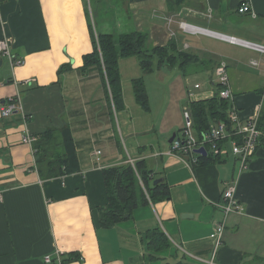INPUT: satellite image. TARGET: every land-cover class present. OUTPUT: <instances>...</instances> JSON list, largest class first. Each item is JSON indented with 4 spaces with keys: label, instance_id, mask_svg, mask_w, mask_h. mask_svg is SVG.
Wrapping results in <instances>:
<instances>
[{
    "label": "crops",
    "instance_id": "crops-1",
    "mask_svg": "<svg viewBox=\"0 0 264 264\" xmlns=\"http://www.w3.org/2000/svg\"><path fill=\"white\" fill-rule=\"evenodd\" d=\"M245 1L251 14L238 12ZM179 22L264 46V0H0V40L7 39L14 59L23 60L11 68L0 56V108L18 96L22 109L0 116V264H46L47 256L52 264H264L261 140L246 170L228 139L218 159L188 167L166 155L169 139L184 127L182 114L164 131L143 122L139 110L133 115L134 109L144 111L132 86L144 77L137 57L118 62L119 112L99 69L81 72L83 57L93 51L91 30L96 39L138 32L147 36V48L172 46L190 55L185 69L174 72L194 80L187 92L197 97L187 101L189 111L192 102L218 93L214 70L224 63L240 121L259 118L264 54L185 33ZM187 102L180 100L181 111ZM48 129L59 131L69 170L42 180L33 148L22 138ZM135 162L150 172V185H168L169 198L148 200L129 219L101 227L98 210L108 202L102 170ZM139 184L144 188L140 178ZM231 185L243 211L229 216L215 250L209 235L223 219L219 205ZM155 229L168 248L149 247Z\"/></svg>",
    "mask_w": 264,
    "mask_h": 264
},
{
    "label": "trees",
    "instance_id": "trees-1",
    "mask_svg": "<svg viewBox=\"0 0 264 264\" xmlns=\"http://www.w3.org/2000/svg\"><path fill=\"white\" fill-rule=\"evenodd\" d=\"M91 36L93 51L83 57L81 72L86 73L90 67L99 69L104 82L109 85L112 103L117 112L124 110L118 68L120 59L137 57L143 74H148L163 65L182 70L184 64L187 63L186 60L190 58V55L176 53L172 46L147 48V36L138 32H131L118 37L98 34L96 39L93 30H91ZM132 86L135 101L143 110L148 111L147 93L143 79L135 80ZM6 102L7 100L4 101V104ZM231 106V102L220 99L218 93L209 100L192 102L190 113L196 132H205L211 124L217 122H225L228 129L231 130L227 117ZM258 130L264 136V105L258 118ZM32 136L35 139L32 148L39 177L42 180H48L68 173L69 168L66 155L62 149L59 131L48 129ZM263 136L260 140L264 145ZM218 158L219 155L214 157L210 154L199 156L197 163L192 165V168L206 165ZM102 175L108 202L98 210V221L101 227H110L129 219L133 210L139 204H147L148 200L161 201L169 198V187L166 183L161 181L157 184H149L150 172L143 162H135L134 166L126 163L104 169ZM138 177L144 183V188L139 184ZM168 246L169 241L160 229H155L149 234V247L151 249L161 250L168 248Z\"/></svg>",
    "mask_w": 264,
    "mask_h": 264
},
{
    "label": "built area",
    "instance_id": "built-area-1",
    "mask_svg": "<svg viewBox=\"0 0 264 264\" xmlns=\"http://www.w3.org/2000/svg\"><path fill=\"white\" fill-rule=\"evenodd\" d=\"M238 12L240 14H251L249 2H243L238 8ZM178 27L180 30L188 34H208L231 44H237L264 54V46L261 45L214 34L184 22H179ZM0 56L9 60L11 68L18 67L23 64V60L14 59L10 43L7 39L0 40ZM214 76L217 78L219 85L218 97L220 99L227 100L228 102H232L233 95L230 88L226 64L220 63L214 70ZM198 88H200V85H195V89ZM21 111V104L17 96L15 98H9L7 102L3 104L0 108V116L7 117L14 112ZM183 120L184 127L182 129L181 136L175 134L176 136L170 144V148L166 155L182 161L188 167H192V165L197 163V158L200 156L194 153L195 150L203 148L207 155L210 154L212 157L218 156L222 151V147H220V145L228 139L230 141L232 155L238 159L241 170H246L250 159L256 152L260 138L263 136V134L258 130L257 116L251 117L250 119L242 122L240 121L233 105L228 111V120L233 125L231 130L228 129V125L225 122H217L211 125L207 131L202 132L200 135H195L193 119L189 110H184ZM34 141V137L27 132L22 138V142L29 146H32ZM99 154V151L96 152V155ZM186 157H188L187 160L185 159ZM219 207L223 219L215 226L214 230L209 235L210 240L214 242L215 250H217L221 245L225 225L229 216L233 214H241L243 211V207L235 198V187L233 185L228 187L222 194V201ZM44 261L46 264H52V260L48 256L45 257Z\"/></svg>",
    "mask_w": 264,
    "mask_h": 264
},
{
    "label": "rangeland",
    "instance_id": "rangeland-1",
    "mask_svg": "<svg viewBox=\"0 0 264 264\" xmlns=\"http://www.w3.org/2000/svg\"><path fill=\"white\" fill-rule=\"evenodd\" d=\"M182 69H185V67ZM178 71L179 69L176 67L162 66L148 74H144L142 78L147 93L149 111L134 109L132 112H134V115L136 110H139L137 111L139 113L138 117L144 116L143 122L154 124L157 131H164L171 125L179 123V114H182L183 117L184 110H188L187 101L197 97L196 93L187 92L188 89L192 91L194 80L180 74L174 75V72ZM200 82L201 84L204 83ZM182 99L187 104L183 106L181 111L179 102ZM23 100L26 101V98ZM139 122L141 123V120ZM181 129L183 128L176 130L178 136H181Z\"/></svg>",
    "mask_w": 264,
    "mask_h": 264
},
{
    "label": "water",
    "instance_id": "water-1",
    "mask_svg": "<svg viewBox=\"0 0 264 264\" xmlns=\"http://www.w3.org/2000/svg\"><path fill=\"white\" fill-rule=\"evenodd\" d=\"M1 81H2V80H1ZM175 136H176V135L173 134V135L171 136V138L169 139V143H170V144H171L172 141L174 140ZM194 153H195V154H198V155H200V156H206V155H207L206 151H205L203 148H200V149L195 150ZM185 159L187 160L188 157H186ZM158 182H161V180H156V181H154V184H157ZM125 217L127 218L128 216H125Z\"/></svg>",
    "mask_w": 264,
    "mask_h": 264
}]
</instances>
